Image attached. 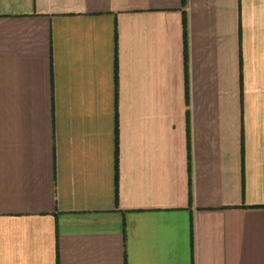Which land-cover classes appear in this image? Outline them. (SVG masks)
I'll use <instances>...</instances> for the list:
<instances>
[{
  "label": "crops",
  "instance_id": "obj_1",
  "mask_svg": "<svg viewBox=\"0 0 264 264\" xmlns=\"http://www.w3.org/2000/svg\"><path fill=\"white\" fill-rule=\"evenodd\" d=\"M0 264H264V0H0Z\"/></svg>",
  "mask_w": 264,
  "mask_h": 264
},
{
  "label": "trees",
  "instance_id": "obj_2",
  "mask_svg": "<svg viewBox=\"0 0 264 264\" xmlns=\"http://www.w3.org/2000/svg\"><path fill=\"white\" fill-rule=\"evenodd\" d=\"M183 31H184V26H183ZM115 128H114V177H115V170H116V166H117V164H116V161H117V149H116V133H115ZM117 192V191H116ZM114 196H115V194H114Z\"/></svg>",
  "mask_w": 264,
  "mask_h": 264
}]
</instances>
